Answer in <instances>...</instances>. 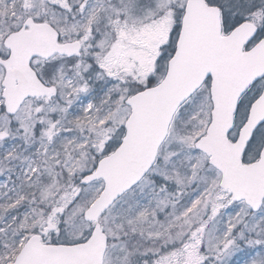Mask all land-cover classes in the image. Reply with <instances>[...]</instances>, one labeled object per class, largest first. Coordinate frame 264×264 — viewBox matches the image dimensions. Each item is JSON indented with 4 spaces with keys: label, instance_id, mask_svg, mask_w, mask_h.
<instances>
[{
    "label": "snow or ice",
    "instance_id": "6c2138e0",
    "mask_svg": "<svg viewBox=\"0 0 264 264\" xmlns=\"http://www.w3.org/2000/svg\"><path fill=\"white\" fill-rule=\"evenodd\" d=\"M0 264H264V0H0Z\"/></svg>",
    "mask_w": 264,
    "mask_h": 264
}]
</instances>
